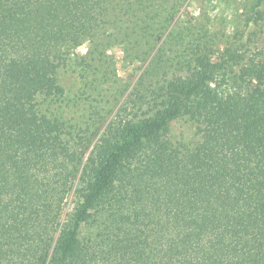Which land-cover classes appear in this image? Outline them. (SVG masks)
<instances>
[{
  "label": "trees",
  "instance_id": "16d2710c",
  "mask_svg": "<svg viewBox=\"0 0 264 264\" xmlns=\"http://www.w3.org/2000/svg\"><path fill=\"white\" fill-rule=\"evenodd\" d=\"M186 2L0 0V264H264V0L217 57Z\"/></svg>",
  "mask_w": 264,
  "mask_h": 264
},
{
  "label": "rangeland",
  "instance_id": "374dc122",
  "mask_svg": "<svg viewBox=\"0 0 264 264\" xmlns=\"http://www.w3.org/2000/svg\"><path fill=\"white\" fill-rule=\"evenodd\" d=\"M246 0H187L180 13L171 24L170 28L177 26L184 19L193 17L196 19H205L206 16L210 18L211 27L217 35L216 46L211 52L212 56L217 57L221 54H226L229 51L241 48L243 45L255 44V39L258 35H254L256 27L253 21L246 25V17H249L250 11L246 8ZM241 15V16H240ZM240 16V17H239ZM240 18V20H239ZM259 33V32H258ZM163 38L160 37L158 46L162 43ZM87 45H82L77 49V55H83ZM117 59V66L119 74L126 79H133L134 81L140 76L144 70L146 63L141 61L136 63H126L123 60V55L119 54V50L115 53ZM63 83L67 85L68 93L75 95L79 87V79L76 74L71 71H65ZM117 108L113 110L111 115L115 114ZM85 107L83 101H78L76 104L69 106L64 114L66 117L84 119ZM174 132L177 133L178 138L184 136L185 138L192 137L191 127L184 120H178L173 123ZM73 203L71 199L68 201L67 211L71 210Z\"/></svg>",
  "mask_w": 264,
  "mask_h": 264
}]
</instances>
